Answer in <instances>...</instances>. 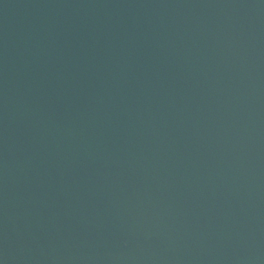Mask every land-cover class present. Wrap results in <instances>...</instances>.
I'll use <instances>...</instances> for the list:
<instances>
[{
	"label": "water",
	"instance_id": "95a60500",
	"mask_svg": "<svg viewBox=\"0 0 264 264\" xmlns=\"http://www.w3.org/2000/svg\"><path fill=\"white\" fill-rule=\"evenodd\" d=\"M0 264H264V0H0Z\"/></svg>",
	"mask_w": 264,
	"mask_h": 264
}]
</instances>
